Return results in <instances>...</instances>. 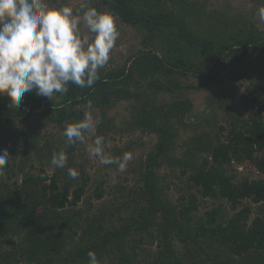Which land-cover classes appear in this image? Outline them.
Returning <instances> with one entry per match:
<instances>
[{
  "label": "trees",
  "instance_id": "16d2710c",
  "mask_svg": "<svg viewBox=\"0 0 264 264\" xmlns=\"http://www.w3.org/2000/svg\"><path fill=\"white\" fill-rule=\"evenodd\" d=\"M88 3L138 31L140 46L125 64L99 69L100 79L90 88L69 84L67 93L51 100L26 93L19 109L0 97V149L9 154L0 172V264H88L89 250L101 264H135L144 243L158 249L152 264H264V106L249 114L254 98L240 96L234 104L237 83L258 81L264 72V27L242 14L207 10L204 0ZM210 87L215 88L205 96L203 110L190 117L193 105L184 92ZM164 95L169 99L158 101ZM123 101L129 110L117 130L107 112ZM84 110L96 114L102 131L112 127L115 134L138 131L155 138L136 188L114 187V193L127 191L130 200L92 218L79 210L70 214L87 186L67 173L79 143L66 147L65 137L58 135L40 141L42 137L17 126L37 116L64 130L83 120ZM219 120L228 124L223 141ZM186 130L193 135L180 147L178 132ZM61 150L67 153V167L52 166L48 176L45 167ZM245 161H253L260 177L235 180L229 173L232 163ZM162 166L177 167L187 187L214 203L201 218L194 219V194L178 205L166 201L167 185L158 174ZM93 195L103 197L100 184ZM77 229L81 235L74 241ZM141 233L147 241L135 238ZM176 242L190 246L184 258Z\"/></svg>",
  "mask_w": 264,
  "mask_h": 264
},
{
  "label": "clouds",
  "instance_id": "9594fccd",
  "mask_svg": "<svg viewBox=\"0 0 264 264\" xmlns=\"http://www.w3.org/2000/svg\"><path fill=\"white\" fill-rule=\"evenodd\" d=\"M264 21V7L258 10ZM82 27L88 35L82 34ZM119 38L115 17L98 11L81 0L75 9L69 5L50 7L46 0H0V97L6 96L9 106L19 109L26 93L51 98L68 91V85L90 88L100 79L104 67ZM89 109L92 104L87 105ZM100 120L86 112L84 119L68 124L62 135L65 146L85 143L89 157L100 165H115L125 172L133 159L131 152L113 157L105 152V139L97 135ZM9 154L0 149V172L8 163ZM65 150L53 153L51 165L66 168ZM68 176L77 179L78 170L67 167ZM88 264H101L95 251L87 253Z\"/></svg>",
  "mask_w": 264,
  "mask_h": 264
},
{
  "label": "rangeland",
  "instance_id": "374dc122",
  "mask_svg": "<svg viewBox=\"0 0 264 264\" xmlns=\"http://www.w3.org/2000/svg\"><path fill=\"white\" fill-rule=\"evenodd\" d=\"M91 0H88L90 2ZM47 4L50 7H60L63 5H69L74 9L78 7L81 0H46ZM204 5L207 10L215 9L220 12H225L227 15H232L234 13L242 14L246 17L251 18L257 27L262 29L264 27V21L260 20L258 10L261 7H264L263 3L254 4L253 0H204ZM106 11V10H105ZM115 17V16H114ZM118 30H119V38L116 41V45L110 53V59L108 63L102 67V70H109L112 68H116L126 63L127 57L131 55L137 48L140 46L141 35L138 31L127 27L115 17ZM82 34L88 35L86 29L82 27ZM264 71V70H263ZM262 77L259 78V82L255 78L243 79L239 81V87L235 90L236 93L234 96L236 97L234 104L238 101L240 96H244L246 98H254L253 108L248 110L249 114H254L257 112L256 108L259 106H264V72L261 73ZM215 87H210L206 91H185L184 96L186 99L192 102L193 112L190 113V117H194L196 113L201 112L203 110V101L207 93L212 91ZM167 96H159L158 101L164 102L168 100ZM129 104L125 101L116 103L111 107V109L107 112L109 118H113V124L116 129H121L120 118L123 115L126 118ZM84 115L86 112L83 111ZM93 118H98L95 113L91 112ZM247 112L244 113L246 115ZM264 116V112H262ZM202 117V115H200ZM219 126L223 127V131L220 132V140H224L225 134L228 132V124L219 120ZM18 127H22L24 131L30 132V134H37L40 141H43V137H63V130L58 129L56 126L46 123L43 119H40L37 116H30L25 119V122L17 123ZM98 125L96 134L103 136L105 139V152L107 154L112 155L113 157H120L124 152H131L133 154V159L129 162L128 167L125 172L121 173L117 170L115 165H100L98 160L95 158H91L87 152L88 144H91L94 140V137H88L86 142L81 144L77 150L75 151V158L73 161L68 164L69 167L78 170L79 176L78 179H84L87 182V186L85 188V194L82 197L81 201L78 205L71 209V213H75L76 211H82L83 217L92 218L94 215H97L100 210L108 209L110 206L114 204H120L125 200H130L131 195L127 194V191H123L121 193H114L116 190H129L136 188V184L138 182V173L141 169L142 162L145 159L146 153L154 145V137L149 134H141L140 132H134L132 134L127 133H114L115 130L111 127V131L105 129ZM205 130L209 131L210 128L206 127ZM193 135L191 130H186L184 132H178V146L184 142H187L188 139ZM183 149V148H182ZM35 164L38 162L34 161ZM174 170L161 167L158 170V174L164 180L167 187L164 190V196L167 202L172 205H178L182 202L181 198H187L188 194H194L196 196V202L198 204L197 210L193 213L194 219L201 218L203 213L209 210L213 204L211 200L202 198L194 189L193 186L187 187L186 176H181L177 167H173ZM47 175H51L53 171L52 165L45 167ZM4 171V170H3ZM230 174L236 177V181L247 177V178H257L260 175L257 173L253 161H245L241 164L231 165ZM5 178V175L2 176ZM21 177L19 176L17 183H20ZM10 185H14L15 181L13 180L9 182ZM97 184H100V188L103 190V197L100 200L95 199L93 195V189ZM120 195H123L122 197ZM126 213V212H125ZM254 216V215H252ZM85 225V221H84ZM118 226V225H117ZM77 235L74 236V241L78 240L80 234L79 229L76 230ZM134 234V232H132ZM141 236V237H140ZM143 238L144 241H147V234H136L135 238ZM178 242L175 243V245ZM176 250L182 253L184 258V253L190 251V246L183 247L180 244L176 245ZM158 249L155 244L148 245L144 243L141 245L138 252V260L135 264H152L155 257L157 256ZM190 253V252H188ZM186 256V255H185ZM143 258V259H142ZM186 263V261H185ZM104 264H109L105 262ZM189 264V263H186Z\"/></svg>",
  "mask_w": 264,
  "mask_h": 264
}]
</instances>
